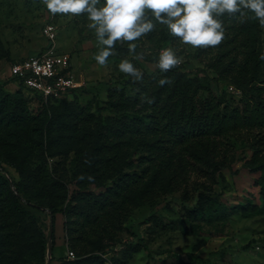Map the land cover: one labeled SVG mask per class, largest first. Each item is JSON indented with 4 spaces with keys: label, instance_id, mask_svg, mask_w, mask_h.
Instances as JSON below:
<instances>
[{
    "label": "trees",
    "instance_id": "1",
    "mask_svg": "<svg viewBox=\"0 0 264 264\" xmlns=\"http://www.w3.org/2000/svg\"><path fill=\"white\" fill-rule=\"evenodd\" d=\"M222 19L225 39L210 49L212 56L207 58L204 49L193 54L216 77H191L179 66L162 73L156 67L134 94H126L123 86L111 88L102 108L107 114L66 96L40 97L48 104L34 113L23 94L30 91L21 82L12 78L19 85L14 92L0 85V264H25L35 253L43 264L47 238L30 209L49 210L52 252L54 215L63 214L74 258L61 257L58 264H107L103 255L120 242L121 223L130 210L179 190L185 200L189 187L196 191V201L187 209L190 219L210 222L229 215L230 208L214 195L210 183L232 161L231 141L241 131L249 136L254 130L264 131V50L258 21ZM144 55L155 63L158 59L156 52ZM7 56L0 39V60ZM164 77L171 83L159 86ZM218 79L241 90L240 107L222 104L216 97L210 83ZM202 91L206 94L201 97ZM263 141L264 134L249 144L251 171L259 173L255 181L263 200L260 206L239 202L235 209L246 216L264 213ZM55 156L60 159L51 171L36 164ZM4 165L20 177L19 182L11 179L17 193ZM71 183L76 189L69 193ZM88 185L102 189L86 190ZM31 241L33 251L24 253ZM112 261L125 264L120 258Z\"/></svg>",
    "mask_w": 264,
    "mask_h": 264
},
{
    "label": "rangeland",
    "instance_id": "2",
    "mask_svg": "<svg viewBox=\"0 0 264 264\" xmlns=\"http://www.w3.org/2000/svg\"><path fill=\"white\" fill-rule=\"evenodd\" d=\"M47 23H52L56 31L52 42L53 51L69 55L71 72L82 83L81 90L70 93L65 99L72 100L76 97L80 105L90 104L92 111L96 113H109L102 108L107 105L111 88L123 86L126 94L131 95L144 76L155 74V61L144 54H159L164 47L174 49L182 61L179 67L182 71L189 72L191 77L203 78L204 74L209 78L217 76L204 61L194 58L193 54L200 49L182 44L177 38L170 36L163 25L157 24L152 33L137 40L135 53L129 52L126 43L117 44L107 65L101 67L94 60L98 47L93 31L87 27L86 16H52L43 0H0V39L8 51V56L0 60V85H9L3 90L14 92L19 88L17 82L10 77L9 66L12 63L47 50L49 41L43 32ZM258 41L264 50V26L260 24ZM211 48L213 47L204 49L207 58L212 56ZM122 59H129L134 64L141 72V79L136 80L119 71L118 64ZM199 69L202 72H198ZM210 85L222 104L232 107L242 105L241 90L229 80H214ZM23 94L28 100L29 109L34 113L48 104L38 95L27 91H23ZM205 94L204 91L199 92L201 97ZM262 134L263 130H254L250 136L247 131H241L236 141H231L232 161L216 174L215 183H210L214 195L230 208L227 217L210 222L199 217L190 219L187 209L196 201V191L192 187H189L185 200L182 199L181 190L165 195L126 214L118 233L120 242L112 251L103 255L106 263L113 264L112 258L115 257L125 264H264V213L246 216L235 209L239 202L258 206L262 204L259 184L255 181L259 173L251 171L252 150L249 148L250 142ZM262 150L264 152V145ZM71 154L69 152V158ZM136 156L134 154L133 158ZM58 159L59 156L47 157L36 164L51 171ZM4 169L11 179L20 181L12 167L4 165ZM106 184L110 185L111 181L108 180ZM74 189L76 186L69 184V193ZM101 189L94 185L86 187V190L95 192ZM41 209L30 210L38 218V225L44 230L48 241L50 214L47 208ZM54 219V259L50 264H58L57 260L61 257L74 258V253L67 246L63 214L56 213ZM32 242L26 246L24 253L33 251L35 246ZM31 257L33 258L27 257L25 264H41L36 253ZM42 263L46 264V255Z\"/></svg>",
    "mask_w": 264,
    "mask_h": 264
},
{
    "label": "clouds",
    "instance_id": "3",
    "mask_svg": "<svg viewBox=\"0 0 264 264\" xmlns=\"http://www.w3.org/2000/svg\"><path fill=\"white\" fill-rule=\"evenodd\" d=\"M43 4L52 16H86L87 27L93 31L98 47L94 60L101 67L107 65L117 44L126 43L129 52L135 53L136 41L152 33L157 24L195 49L216 47L223 42L224 17H239L240 23L255 19L264 26V0H43ZM181 62L173 48L164 47L156 67L163 73ZM118 68L127 76L141 79V72L129 59H122ZM157 83L163 86L171 81L164 77Z\"/></svg>",
    "mask_w": 264,
    "mask_h": 264
},
{
    "label": "built area",
    "instance_id": "4",
    "mask_svg": "<svg viewBox=\"0 0 264 264\" xmlns=\"http://www.w3.org/2000/svg\"><path fill=\"white\" fill-rule=\"evenodd\" d=\"M43 32L49 41L47 50L12 63L9 66L10 77L44 100L60 99L68 96L71 90L81 87L82 83L71 72L69 55L53 51L52 42L56 34L54 25L45 24Z\"/></svg>",
    "mask_w": 264,
    "mask_h": 264
},
{
    "label": "water",
    "instance_id": "5",
    "mask_svg": "<svg viewBox=\"0 0 264 264\" xmlns=\"http://www.w3.org/2000/svg\"><path fill=\"white\" fill-rule=\"evenodd\" d=\"M5 175L8 178L12 189L16 192V189L14 187V184L11 181V178L9 177L8 174H5ZM46 210L49 212L48 209H46ZM51 229H52V225L50 222V228H49V232H48V241H47V247H46V264H50V261H51V252H52V249H51Z\"/></svg>",
    "mask_w": 264,
    "mask_h": 264
},
{
    "label": "crops",
    "instance_id": "6",
    "mask_svg": "<svg viewBox=\"0 0 264 264\" xmlns=\"http://www.w3.org/2000/svg\"><path fill=\"white\" fill-rule=\"evenodd\" d=\"M9 85L7 84L4 88L6 89Z\"/></svg>",
    "mask_w": 264,
    "mask_h": 264
}]
</instances>
